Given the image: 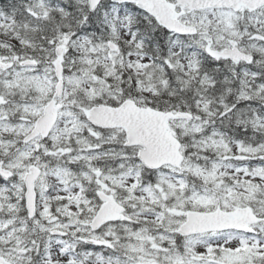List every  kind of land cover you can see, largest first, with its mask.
Listing matches in <instances>:
<instances>
[{"label": "snow or ice", "instance_id": "snow-or-ice-1", "mask_svg": "<svg viewBox=\"0 0 264 264\" xmlns=\"http://www.w3.org/2000/svg\"><path fill=\"white\" fill-rule=\"evenodd\" d=\"M0 264H264V0H0Z\"/></svg>", "mask_w": 264, "mask_h": 264}]
</instances>
